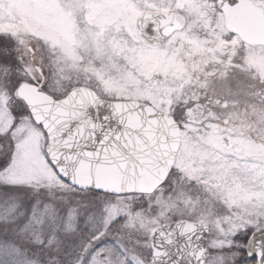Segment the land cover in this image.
Wrapping results in <instances>:
<instances>
[{
	"label": "snow or ice",
	"instance_id": "obj_1",
	"mask_svg": "<svg viewBox=\"0 0 264 264\" xmlns=\"http://www.w3.org/2000/svg\"><path fill=\"white\" fill-rule=\"evenodd\" d=\"M0 264H264V0H0Z\"/></svg>",
	"mask_w": 264,
	"mask_h": 264
}]
</instances>
